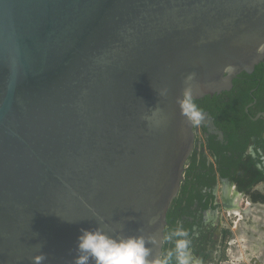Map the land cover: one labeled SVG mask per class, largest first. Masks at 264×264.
I'll return each mask as SVG.
<instances>
[{
  "label": "water",
  "instance_id": "obj_1",
  "mask_svg": "<svg viewBox=\"0 0 264 264\" xmlns=\"http://www.w3.org/2000/svg\"><path fill=\"white\" fill-rule=\"evenodd\" d=\"M263 60L264 0H0V264H72L97 227L161 261L196 138L182 90Z\"/></svg>",
  "mask_w": 264,
  "mask_h": 264
},
{
  "label": "flooded vegetation",
  "instance_id": "obj_2",
  "mask_svg": "<svg viewBox=\"0 0 264 264\" xmlns=\"http://www.w3.org/2000/svg\"><path fill=\"white\" fill-rule=\"evenodd\" d=\"M206 96L193 98L199 100L196 105L220 107V112L214 116L209 108L201 110L204 119L195 124L194 149L167 213L172 221L167 220L166 228L172 225L173 231L188 235H165L162 256L175 251L178 239H187L200 264H248V259L255 264L262 255L251 257L237 232L245 233L242 224L254 218L264 228V60L252 72H240L230 89L208 101ZM238 195L242 218L228 212L238 206ZM224 213L235 219L225 223Z\"/></svg>",
  "mask_w": 264,
  "mask_h": 264
},
{
  "label": "clouds",
  "instance_id": "obj_3",
  "mask_svg": "<svg viewBox=\"0 0 264 264\" xmlns=\"http://www.w3.org/2000/svg\"><path fill=\"white\" fill-rule=\"evenodd\" d=\"M164 92H161L163 95ZM182 114L189 122L199 125L204 119L203 112L194 103L192 90L186 86L179 98ZM102 222L103 218L98 217ZM188 233L177 229L168 237H187ZM154 237L124 236L122 234H110L103 227L93 230L81 229L77 237L76 252L72 264H168V260L161 262L151 256V249L146 245L155 243ZM190 241L178 239L175 246V258L177 264H200L189 248ZM172 253H169L171 259ZM46 257L40 253L33 257V264H43Z\"/></svg>",
  "mask_w": 264,
  "mask_h": 264
},
{
  "label": "rangeland",
  "instance_id": "obj_4",
  "mask_svg": "<svg viewBox=\"0 0 264 264\" xmlns=\"http://www.w3.org/2000/svg\"><path fill=\"white\" fill-rule=\"evenodd\" d=\"M224 221L225 223H229L230 219H235L234 216H231V218L227 217V215L224 213ZM243 223V222H242ZM258 223V222H257ZM255 218L253 220H246L242 226L246 229L245 233H242L240 231L237 232V235L239 239L243 238L244 244L247 243V248H249V254L251 257H260L262 260L260 261V264H264V228H261L259 225H257ZM239 230V229H238ZM246 241V242H245Z\"/></svg>",
  "mask_w": 264,
  "mask_h": 264
},
{
  "label": "trees",
  "instance_id": "obj_5",
  "mask_svg": "<svg viewBox=\"0 0 264 264\" xmlns=\"http://www.w3.org/2000/svg\"><path fill=\"white\" fill-rule=\"evenodd\" d=\"M209 98H210V95H207L206 96V101H208L209 100ZM197 102H199V100L197 101V100H195L194 99V103L196 104ZM198 106V105H197ZM199 107V109L200 110H202V109H208L209 108V111H210V113L212 114V115H214V116H216L217 114H218V112H220V107H217V108H215V106H205V107H200V106H198ZM232 110V109H231ZM245 145V144H244ZM245 148V147H244ZM167 220L169 221V222H171L172 221V219H171V215L169 214L168 215V217H167ZM173 228H172V225H170V227L169 228H166V230H165V235H166V238L167 237H169L171 234H172V232H173ZM166 248L164 247V250H165ZM166 257H168V264H176L177 263V261H176V258H175V251H173L172 252V256H171V259H169V255H167ZM165 256H162V259H161V262H163V261H165V258H166Z\"/></svg>",
  "mask_w": 264,
  "mask_h": 264
},
{
  "label": "bare ground",
  "instance_id": "obj_6",
  "mask_svg": "<svg viewBox=\"0 0 264 264\" xmlns=\"http://www.w3.org/2000/svg\"><path fill=\"white\" fill-rule=\"evenodd\" d=\"M239 198H240V196L238 195L237 196V198L235 199V201H234V203H236V202H238V206L237 205H233V206H231V207H228V212H235V213H240V215H241V210H240V204H239V202L241 201H239ZM243 216L241 215L240 216V218H242Z\"/></svg>",
  "mask_w": 264,
  "mask_h": 264
},
{
  "label": "crops",
  "instance_id": "obj_7",
  "mask_svg": "<svg viewBox=\"0 0 264 264\" xmlns=\"http://www.w3.org/2000/svg\"><path fill=\"white\" fill-rule=\"evenodd\" d=\"M248 258H249V256H248ZM247 263L248 264H252V263H250V260L249 259L247 260ZM255 264H260V262H256Z\"/></svg>",
  "mask_w": 264,
  "mask_h": 264
}]
</instances>
